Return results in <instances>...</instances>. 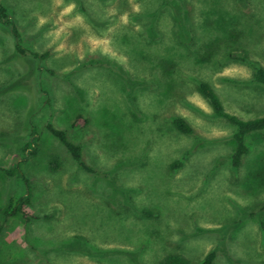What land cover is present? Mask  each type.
Returning a JSON list of instances; mask_svg holds the SVG:
<instances>
[{"label":"rangeland","instance_id":"rangeland-1","mask_svg":"<svg viewBox=\"0 0 264 264\" xmlns=\"http://www.w3.org/2000/svg\"><path fill=\"white\" fill-rule=\"evenodd\" d=\"M1 1L27 49L48 56L18 54L0 21V207L26 188L1 168L40 132L20 165L35 217L0 212V264H158L169 252L202 264L210 251L214 264H264V129L235 166L236 126L197 89L207 81L230 113L264 116L250 59L199 56L227 40L264 66V0Z\"/></svg>","mask_w":264,"mask_h":264},{"label":"trees","instance_id":"trees-1","mask_svg":"<svg viewBox=\"0 0 264 264\" xmlns=\"http://www.w3.org/2000/svg\"><path fill=\"white\" fill-rule=\"evenodd\" d=\"M247 0H236L235 4L237 3L242 4L240 7H246L244 3ZM249 1V0H248ZM249 3V2H248ZM179 11L182 13V7L179 8ZM177 21H179V14L177 11H174ZM0 21L3 23V26L5 28H8L11 32L14 43H15V49L18 52V54L21 55H28L31 54L32 56L36 58H45L48 56V52L40 54L36 51H30L27 49V47L24 45L23 37L20 32V29L18 25L16 24L15 20L11 16L8 8L2 3L0 0ZM196 30H194V33ZM198 34V33H197ZM235 36V34H234ZM212 43V42H211ZM211 45V44H210ZM209 45V46H210ZM214 45V44H213ZM138 46L140 48V52H146V50L142 49L140 46H142L138 42ZM216 48H220L221 53H229L233 58H240L241 60H249L251 65L254 67V74H253V80L264 86V66L260 65V62L257 59H254V54L252 57V53L250 50L246 49L245 47L236 46V44L232 41H225L220 45H214L212 47H208L204 53L199 52V56L205 59L210 58L214 52L217 50ZM162 66L165 68V70L169 69V65L165 66L162 64ZM198 91L209 101L211 104L213 111L215 115L224 117L225 119L229 120L236 126L235 133L233 135L234 139L237 142L236 148L233 152V164L239 165L241 162L242 156L247 152V145L245 143V137L247 134L259 131L264 129V116L254 117V118H242L240 116H237L233 113H230L223 102L222 97L219 95L218 91L213 87V85L207 81H201L199 82L197 86ZM77 120L75 121V124H80V118L84 117L78 115ZM88 118H85L84 125L88 123ZM174 126L182 133L185 134H193L194 128L193 126L182 116H177L174 121ZM47 128L50 131V133L56 137L60 142H62L66 148L69 150V152L72 154L74 159L77 161L78 165L89 172H92L94 169L90 167L83 158V148L81 145L74 143L71 141L67 135V133L64 130L56 128L51 122H48ZM30 139L27 141V143L24 144L22 148L23 154L21 155L19 159V165L14 167H5L1 168L2 171H4L9 176H18L22 178L24 184L26 185L25 191L23 194L19 196H10L7 200V202L0 207V212L4 214L5 218H11V217H17L22 216L27 221H30L32 218L35 217L34 212L31 209V199L32 194L30 192V186L31 182L29 180V177L24 174V172L21 170L20 165L23 163H26L31 157L36 156L39 151V143H40V132L37 128V126H32L29 131ZM181 161H177L174 163V166H180ZM52 165V164H51ZM52 168H58V165H52ZM216 257L215 251L208 252L202 261V264H214V260ZM158 264H193V261L186 256L183 253L180 252H169L166 253L164 256H162Z\"/></svg>","mask_w":264,"mask_h":264}]
</instances>
